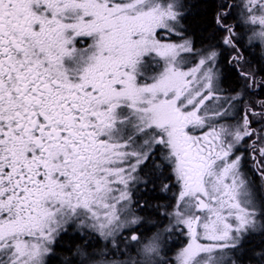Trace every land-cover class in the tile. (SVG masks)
<instances>
[{
    "label": "snow or ice",
    "instance_id": "1",
    "mask_svg": "<svg viewBox=\"0 0 264 264\" xmlns=\"http://www.w3.org/2000/svg\"><path fill=\"white\" fill-rule=\"evenodd\" d=\"M220 8L223 45L264 49V0ZM186 14L185 0H0V264H51L70 231L95 244L62 264H264V143L251 177L236 154L264 135L247 115L218 123L239 94L218 95L219 53L195 48ZM165 171L169 224L141 233L133 190Z\"/></svg>",
    "mask_w": 264,
    "mask_h": 264
},
{
    "label": "flooded vegetation",
    "instance_id": "2",
    "mask_svg": "<svg viewBox=\"0 0 264 264\" xmlns=\"http://www.w3.org/2000/svg\"><path fill=\"white\" fill-rule=\"evenodd\" d=\"M225 1L227 2V4L235 3V0H225ZM234 16L235 15L233 10L232 14L229 15L231 19L229 20L227 19L224 22L226 24L234 23L233 20ZM214 25L219 31V34L216 38H214L213 42L207 41L196 44L193 40L191 33H188L184 30V34L186 37H189L193 40L194 46L197 49H199V47L200 49H202V47H204L205 49L214 45L216 47L217 52L219 53L217 59L221 60L223 58H226L228 60V65L232 62L233 56L239 55L243 57V59L233 60L232 63L234 65L232 67L237 76V84L235 85L237 87L230 90H233L235 93L237 90L239 94L238 97L239 100H235L237 102L236 110L234 116H232L231 118L223 117L222 123L235 127L236 124L241 121V118L247 115L248 119L251 121V128L256 130V133H258L259 135H264V132L261 131V129L264 128V118H262L259 115L253 114V113L259 114L261 112H264V107L261 106V102L264 101V74L260 72V69L259 70L257 69L258 66L264 64L256 61L259 58L264 59V52L261 51L260 47H249L245 37V39L241 41L240 45H238L240 47V52L237 54L234 50L223 45L222 38L225 35V33L222 30L218 29L215 23V17H214ZM164 40L166 42L167 41L180 42V38L176 37L175 35L169 36L168 39L164 38ZM191 57L192 56L189 57L190 62L187 64V67H192ZM242 60L244 61L243 65L245 63V67L239 66ZM249 60H252L251 62V64H253L252 66L248 65L250 64ZM219 64H220L219 74L222 77L223 63L219 62ZM241 73L249 74L250 79L246 78L245 76H242ZM225 88L226 85L223 84L224 91ZM245 94H249V97L247 99H244ZM253 142L256 143L257 148L262 143H264V141L258 140L257 135L254 134L252 137H246L245 140L242 142L243 147L241 148L237 146L238 150L236 152L237 155H241V154L243 155L242 166L246 168V171L248 172L247 174L250 177L255 175V170H254L255 161L253 160V155H255L257 159H259L258 151L255 153H253L252 151L251 145L253 144ZM249 163H251V168L249 166ZM151 181L152 182L148 184L147 189H145L143 184H141L138 189L133 190L134 202L139 201L141 203H144L146 201L147 204L150 203L149 205H151L149 206L146 204V207L144 209H135L136 214L142 218V226L139 228V232L148 235L151 234V232L147 231L148 229H151V231L154 232L157 230V228L162 229L169 224V218L165 216L164 213L166 211L171 210L170 205L174 204V193L178 191V189L175 187L174 179L170 177V174L167 171H165L163 175H161L159 172L155 173L151 177ZM256 182L257 184L259 183L258 175L256 176ZM165 184L171 185L170 189L167 191L163 189V186ZM124 235L126 236L128 235V233L125 232ZM170 237L172 238L170 239L171 244L169 251L173 253V250L171 248L177 247L178 239L184 236L181 235L179 231H176L170 234ZM184 239H186V237H184ZM85 242H91L95 244V240L91 236L86 237L85 240H80L76 232L70 231L67 236H65L62 240L59 241L56 248V254L52 259L51 264L56 263L60 260L59 255H61V253L66 252L68 253L69 256H71L68 250L71 249L72 253H74L76 245L83 244ZM66 243H68L69 245Z\"/></svg>",
    "mask_w": 264,
    "mask_h": 264
},
{
    "label": "trees",
    "instance_id": "3",
    "mask_svg": "<svg viewBox=\"0 0 264 264\" xmlns=\"http://www.w3.org/2000/svg\"><path fill=\"white\" fill-rule=\"evenodd\" d=\"M185 3L187 5V14L183 21L185 25L184 30L191 33L196 44L207 41L213 42L214 38L219 34V31L214 25V17L216 13L220 12V5H226L227 2L225 0H185ZM227 19L229 20L231 18L228 16ZM256 61L264 64V61H262L261 58ZM221 62L223 63L222 81L229 89H233L237 84L236 73L234 69L228 65V60L226 58L221 59ZM243 62L244 61L242 60L239 64L240 67H245V63L243 65ZM251 62L252 60H249L250 64L248 65L252 66L253 64H251ZM257 69H260V72L264 74V65L261 64ZM262 239H264V237L262 238L259 235L254 236L252 238V246H259ZM59 257L60 260L53 264H62L66 258H71L66 252L61 253Z\"/></svg>",
    "mask_w": 264,
    "mask_h": 264
},
{
    "label": "rangeland",
    "instance_id": "4",
    "mask_svg": "<svg viewBox=\"0 0 264 264\" xmlns=\"http://www.w3.org/2000/svg\"><path fill=\"white\" fill-rule=\"evenodd\" d=\"M238 2H239V0H235V3H238ZM237 11H238V10H235V9H234V13H235V15H236V12H237ZM165 37H167V36H162L161 38L164 39ZM199 49H200V47H199ZM202 49H204V47H202ZM261 51L264 52V49H261ZM191 58H192V66H193L194 63L198 60V57L192 56ZM261 60L264 61L263 58H261ZM219 62H220V60L217 59V60H216V69H217V72H218V80H217V82H216V87H217L218 95H220L221 97H232V96H237V94H238L237 90H236V93H233V94H231V95H228V94H225V93H224V90H223V88H222V86H223L222 84H225V83L222 81V77H221L220 74H219V66H220ZM232 63H233V60H232V62L229 64L230 67L234 66ZM232 68H233V67H232ZM225 85H226V84H225ZM236 87H237V86H235V87H233V88H236ZM226 89H228L227 86H226ZM235 94H236V95H235ZM248 97H249V94H245V95H244V99H247ZM236 100H239V99L237 98ZM215 103H216L215 101L209 102V107H213V106L215 105ZM236 105H237V102H236L235 100L232 101L231 105H229V104H227V103L224 104V107L228 109V115L225 116L226 118H231L232 116H234V113H235V110H236ZM222 119H223V118H221V119L218 121L219 124H223V123H222ZM241 120H242V118H241ZM242 122H243V120L240 121L239 124H242ZM236 126H237V125H236ZM242 142H243V141H242ZM242 142H241L240 145H238V146L241 147V148L243 147ZM250 164H251V163H250ZM242 169L245 171V173H248V172L246 171V168H244L243 166H242ZM184 237H185V236H184ZM184 237H181V238L178 239V241H177V247H175V248H171V249L173 250V253H172L171 251H168V255H169V257H174L176 251L186 243V239H184ZM171 238H172V237L169 236L168 239H167V248H168V250H170V244H171V240H170V239H171Z\"/></svg>",
    "mask_w": 264,
    "mask_h": 264
}]
</instances>
